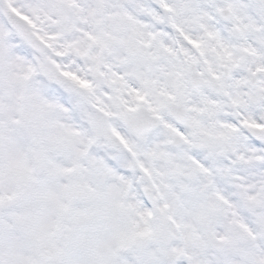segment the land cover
I'll list each match as a JSON object with an SVG mask.
<instances>
[{"label":"snow or ice","instance_id":"snow-or-ice-1","mask_svg":"<svg viewBox=\"0 0 264 264\" xmlns=\"http://www.w3.org/2000/svg\"><path fill=\"white\" fill-rule=\"evenodd\" d=\"M0 264H264V0H0Z\"/></svg>","mask_w":264,"mask_h":264}]
</instances>
